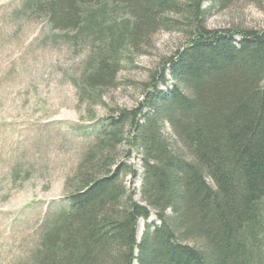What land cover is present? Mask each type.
<instances>
[{
  "label": "trees",
  "instance_id": "obj_1",
  "mask_svg": "<svg viewBox=\"0 0 264 264\" xmlns=\"http://www.w3.org/2000/svg\"><path fill=\"white\" fill-rule=\"evenodd\" d=\"M228 1L26 3L29 15L89 45L79 85L92 100L117 85L122 49L131 56L158 30L183 39L134 106L96 124L33 264H264V28L208 27L211 8ZM135 154L139 201L126 182L138 175Z\"/></svg>",
  "mask_w": 264,
  "mask_h": 264
},
{
  "label": "rangeland",
  "instance_id": "obj_2",
  "mask_svg": "<svg viewBox=\"0 0 264 264\" xmlns=\"http://www.w3.org/2000/svg\"><path fill=\"white\" fill-rule=\"evenodd\" d=\"M31 0H0V264H33L38 239L50 217L73 189L96 124L143 95L151 70L182 42L174 30H158L150 43L129 56L120 52L117 85L99 99L83 97L79 81L89 45L76 32L51 29L25 12ZM208 27L264 28V0H229L212 7ZM126 177L141 200L143 167ZM151 216L149 221H155ZM147 221L138 222L141 239Z\"/></svg>",
  "mask_w": 264,
  "mask_h": 264
}]
</instances>
